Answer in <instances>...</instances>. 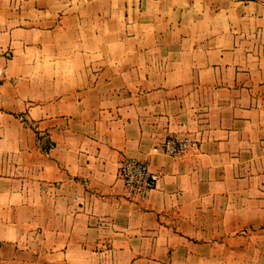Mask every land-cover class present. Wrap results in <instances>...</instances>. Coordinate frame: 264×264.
<instances>
[{
    "label": "crops",
    "instance_id": "obj_1",
    "mask_svg": "<svg viewBox=\"0 0 264 264\" xmlns=\"http://www.w3.org/2000/svg\"><path fill=\"white\" fill-rule=\"evenodd\" d=\"M0 264H264V0H0Z\"/></svg>",
    "mask_w": 264,
    "mask_h": 264
},
{
    "label": "built area",
    "instance_id": "obj_2",
    "mask_svg": "<svg viewBox=\"0 0 264 264\" xmlns=\"http://www.w3.org/2000/svg\"><path fill=\"white\" fill-rule=\"evenodd\" d=\"M194 144V140L189 135L170 134L160 146L155 147V150L169 156L178 157L188 152ZM119 176L124 183L127 196L137 202L150 197L160 178L159 174L152 170L151 161L148 158L132 156H128L121 161Z\"/></svg>",
    "mask_w": 264,
    "mask_h": 264
},
{
    "label": "rangeland",
    "instance_id": "obj_3",
    "mask_svg": "<svg viewBox=\"0 0 264 264\" xmlns=\"http://www.w3.org/2000/svg\"><path fill=\"white\" fill-rule=\"evenodd\" d=\"M187 153V152H186ZM184 155V154H183ZM182 156V155H181Z\"/></svg>",
    "mask_w": 264,
    "mask_h": 264
}]
</instances>
